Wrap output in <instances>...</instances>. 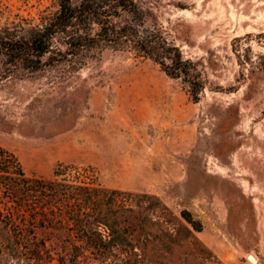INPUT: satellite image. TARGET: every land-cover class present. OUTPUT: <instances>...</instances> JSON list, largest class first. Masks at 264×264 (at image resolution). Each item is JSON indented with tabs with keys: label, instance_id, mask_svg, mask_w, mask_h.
<instances>
[{
	"label": "rangeland",
	"instance_id": "1",
	"mask_svg": "<svg viewBox=\"0 0 264 264\" xmlns=\"http://www.w3.org/2000/svg\"><path fill=\"white\" fill-rule=\"evenodd\" d=\"M58 2L0 5L40 22ZM139 3L193 62L199 99L129 49L0 82V148L31 178L90 188L71 195L107 241L89 247L64 216L37 229L40 255L0 264H264V0Z\"/></svg>",
	"mask_w": 264,
	"mask_h": 264
},
{
	"label": "trees",
	"instance_id": "2",
	"mask_svg": "<svg viewBox=\"0 0 264 264\" xmlns=\"http://www.w3.org/2000/svg\"><path fill=\"white\" fill-rule=\"evenodd\" d=\"M145 17L139 0H59L57 9L45 11L40 22L0 5V82L60 62L83 66L106 48L129 49L154 60L170 77L181 78L197 101L204 83L193 62L160 29L147 27ZM66 174L65 169L56 171L57 176ZM72 189L91 193L62 179L31 178L13 153L0 148V261L36 258L45 243L33 239L37 229L62 232L59 219L64 216L83 231L90 207L80 205ZM76 200L79 205L72 204ZM83 232L86 245L106 250L105 235Z\"/></svg>",
	"mask_w": 264,
	"mask_h": 264
},
{
	"label": "water",
	"instance_id": "3",
	"mask_svg": "<svg viewBox=\"0 0 264 264\" xmlns=\"http://www.w3.org/2000/svg\"><path fill=\"white\" fill-rule=\"evenodd\" d=\"M250 258L252 259V261H254V262H255V258H254V257H252V256H251Z\"/></svg>",
	"mask_w": 264,
	"mask_h": 264
}]
</instances>
